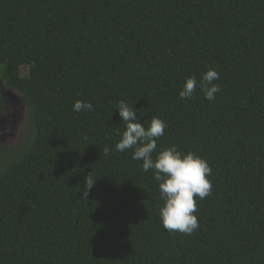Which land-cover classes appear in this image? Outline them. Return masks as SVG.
<instances>
[{"label": "trees", "instance_id": "trees-1", "mask_svg": "<svg viewBox=\"0 0 264 264\" xmlns=\"http://www.w3.org/2000/svg\"><path fill=\"white\" fill-rule=\"evenodd\" d=\"M208 68L215 100L180 99ZM0 79L26 110L0 152V264H264V0H0ZM121 100L165 122L157 152L208 162L191 235L165 230L153 170L116 150Z\"/></svg>", "mask_w": 264, "mask_h": 264}, {"label": "clouds", "instance_id": "clouds-1", "mask_svg": "<svg viewBox=\"0 0 264 264\" xmlns=\"http://www.w3.org/2000/svg\"><path fill=\"white\" fill-rule=\"evenodd\" d=\"M220 79L214 68H208L200 81L195 76L183 83L178 95L180 99H191L197 87L204 93V98L213 101L221 85L214 83ZM90 102L77 100L73 104L74 112L91 111ZM125 130L116 144V150L124 152L134 149L132 159L142 161L145 172L153 170L154 179L158 182L160 198L163 201L159 209L162 226L167 231H177L191 235L199 228L196 198L204 199L211 195L212 184L208 177L211 168L208 162L194 152L182 153L173 145L157 152V140L164 135L166 124L158 117H152L147 127L139 121L133 105L121 100L117 108ZM112 114V113H111ZM104 154L108 149L103 150ZM156 153L153 157V153ZM95 180L85 177L82 196L88 197Z\"/></svg>", "mask_w": 264, "mask_h": 264}, {"label": "rangeland", "instance_id": "rangeland-1", "mask_svg": "<svg viewBox=\"0 0 264 264\" xmlns=\"http://www.w3.org/2000/svg\"><path fill=\"white\" fill-rule=\"evenodd\" d=\"M21 75L26 76L28 74V67H22L20 70ZM0 145L6 143L16 145L22 139L25 132L24 122L22 119L25 115V107L22 98L14 92H8L7 89H3L2 83H0ZM9 148L13 145L8 146ZM11 154L7 151H3L0 155L2 161H6Z\"/></svg>", "mask_w": 264, "mask_h": 264}, {"label": "flooded vegetation", "instance_id": "flooded-vegetation-1", "mask_svg": "<svg viewBox=\"0 0 264 264\" xmlns=\"http://www.w3.org/2000/svg\"><path fill=\"white\" fill-rule=\"evenodd\" d=\"M0 83H2V87L4 90L7 89L8 92H10V93L12 92L10 89H8V87L6 86V83L2 79H0ZM1 95L2 94H0V100H1ZM0 103H1V101H0ZM0 108H1V106H0ZM24 119H25V115L21 121L22 123L24 122ZM11 145H14V144L6 143L4 145H0V152H1V150L5 149L6 147L11 146Z\"/></svg>", "mask_w": 264, "mask_h": 264}]
</instances>
